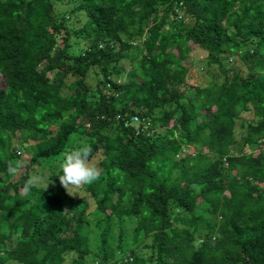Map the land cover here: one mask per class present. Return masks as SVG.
Masks as SVG:
<instances>
[{"label":"trees","instance_id":"1","mask_svg":"<svg viewBox=\"0 0 264 264\" xmlns=\"http://www.w3.org/2000/svg\"><path fill=\"white\" fill-rule=\"evenodd\" d=\"M0 264H264V0H0Z\"/></svg>","mask_w":264,"mask_h":264},{"label":"clouds","instance_id":"2","mask_svg":"<svg viewBox=\"0 0 264 264\" xmlns=\"http://www.w3.org/2000/svg\"><path fill=\"white\" fill-rule=\"evenodd\" d=\"M137 121V118H133ZM20 136L17 135L16 139ZM91 147L87 143L73 147L71 150L64 152L59 163L60 174L58 175L60 184L65 188L68 195L79 193L82 185L93 184L99 176L98 169L90 163ZM21 155V151L17 152ZM16 167L10 165L8 172L12 175L16 173ZM52 178L46 176L42 178L44 189ZM35 186V180L28 182V187Z\"/></svg>","mask_w":264,"mask_h":264},{"label":"rangeland","instance_id":"3","mask_svg":"<svg viewBox=\"0 0 264 264\" xmlns=\"http://www.w3.org/2000/svg\"><path fill=\"white\" fill-rule=\"evenodd\" d=\"M65 9H67V8H70V7H64Z\"/></svg>","mask_w":264,"mask_h":264}]
</instances>
